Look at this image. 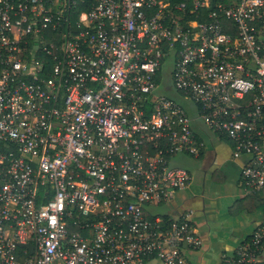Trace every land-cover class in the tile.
<instances>
[{"label":"built area","instance_id":"obj_1","mask_svg":"<svg viewBox=\"0 0 264 264\" xmlns=\"http://www.w3.org/2000/svg\"><path fill=\"white\" fill-rule=\"evenodd\" d=\"M198 119L264 196V0H0V264H190L191 211L149 209ZM229 264H264L263 219Z\"/></svg>","mask_w":264,"mask_h":264},{"label":"crops","instance_id":"obj_2","mask_svg":"<svg viewBox=\"0 0 264 264\" xmlns=\"http://www.w3.org/2000/svg\"><path fill=\"white\" fill-rule=\"evenodd\" d=\"M164 90L170 92L169 87ZM193 127L203 141L199 156L177 153L169 159L176 167L186 169L191 179L171 201L150 206V214L176 219L191 211V223L202 243L198 248L184 251L187 261L190 264H229L237 245L263 219L264 196L243 190L242 160L232 157V147L226 137L218 136L199 119ZM149 263L162 264L156 259Z\"/></svg>","mask_w":264,"mask_h":264},{"label":"rangeland","instance_id":"obj_3","mask_svg":"<svg viewBox=\"0 0 264 264\" xmlns=\"http://www.w3.org/2000/svg\"><path fill=\"white\" fill-rule=\"evenodd\" d=\"M165 79L167 80V82H169V76H168L167 73H166V75H165ZM170 93H171V94H170ZM166 94H168V93H166ZM169 94H170L171 96H174V98H176V99L179 100V97H178L177 93H175L174 91H170ZM169 94H168V95H169ZM173 94H174V95H173ZM170 95H169V96H170ZM169 165L177 166L174 162H169Z\"/></svg>","mask_w":264,"mask_h":264},{"label":"trees","instance_id":"obj_4","mask_svg":"<svg viewBox=\"0 0 264 264\" xmlns=\"http://www.w3.org/2000/svg\"><path fill=\"white\" fill-rule=\"evenodd\" d=\"M262 210H263V214H264V200H263ZM263 221H264V217H263Z\"/></svg>","mask_w":264,"mask_h":264}]
</instances>
